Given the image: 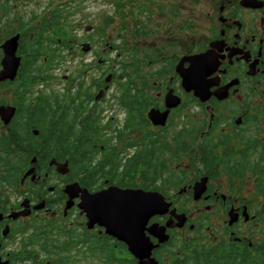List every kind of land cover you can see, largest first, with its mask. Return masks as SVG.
Wrapping results in <instances>:
<instances>
[{"label":"flooded vegetation","instance_id":"af4514ba","mask_svg":"<svg viewBox=\"0 0 264 264\" xmlns=\"http://www.w3.org/2000/svg\"><path fill=\"white\" fill-rule=\"evenodd\" d=\"M37 1L0 0V72L4 46L13 38L19 58L15 79L0 82V95L4 85L21 83L26 62L24 73L36 81L49 77L46 45L52 40L45 35L52 28L42 22L51 14L47 3L31 10ZM191 1L201 7L184 5L192 13L184 28L190 50L173 46L168 58L162 55L166 41L145 56L148 68L159 69L145 74L140 116L139 107L123 105L124 93H109L111 73L108 83L93 79L76 90L67 83L61 100L54 99L53 120L64 116L77 135L68 139L62 160L52 156L40 164L33 154L11 188L0 178V264H108L109 256L137 264L105 228L87 227L86 195L111 187L157 193L170 204L173 215L154 216L147 226H173L175 216L184 215L182 227L167 228L168 241L152 251L158 264L172 260V232L182 236L180 250L189 244L214 264H264V0ZM35 42L41 68L34 69ZM192 56H200L190 75L203 83L202 91L182 87L176 70H187L185 58ZM82 125L91 130L81 132ZM76 147L80 155L74 156ZM52 159L63 165L61 173L49 165ZM11 192L21 198L12 205ZM186 231L196 236L189 239Z\"/></svg>","mask_w":264,"mask_h":264},{"label":"rangeland","instance_id":"374dc122","mask_svg":"<svg viewBox=\"0 0 264 264\" xmlns=\"http://www.w3.org/2000/svg\"><path fill=\"white\" fill-rule=\"evenodd\" d=\"M186 2L184 0H180L179 3L177 0H38L37 6L31 7V10L35 9L39 12L41 7L47 3L48 6L56 8L53 13L62 11L61 15L65 16L62 17V22L66 35L62 38L64 40L62 49L54 45L56 42H53L50 36L52 42L46 45L47 54L51 57L53 54L59 56L51 58V62H48L49 77L43 78V82L35 83L24 95L25 101L30 97H34L33 99L37 96L50 97V104L55 107L53 101L55 98L61 100L67 83H74L73 90H76L79 83L83 87H89L91 80L98 81L100 78L103 80L108 73L116 76L114 83L112 79L108 91L118 93L117 83L124 81V76L132 75L134 69H138L142 75H148L155 69H159L155 64L150 68L141 65L139 68L129 66L123 70V66L133 61L135 56L137 60L145 58L148 53L154 56L152 51L162 47L166 41L168 44L162 55H168V58L172 56L173 46L178 48L177 51H179V45L190 50V46L185 43L191 44V39L186 37L187 31L184 28H187L192 13L184 11ZM187 4L193 7L194 11L197 9V12L200 11L201 4L193 5L191 0H188ZM177 7L180 12H177ZM107 18L111 23L106 27L103 21ZM100 28L103 33L100 32ZM175 39L180 40L174 41ZM177 41L179 43L175 45ZM113 47H116V51H113ZM97 54L103 56V62L98 66L94 61L92 62ZM91 65L94 68L90 69ZM36 67L41 68V60L37 62L34 69ZM45 75L44 73L43 77ZM15 87L11 92L7 91L8 88L2 90L0 99H3L6 105H11ZM199 87L202 91L203 85ZM54 111L53 115L56 113ZM59 116L57 114L56 117ZM6 188H11V186L6 184ZM13 197L11 192L7 204L12 205L21 199L19 195L16 198ZM186 232L189 239L196 236L195 232ZM172 234L174 242L170 248L175 252L180 247L182 236H179L177 232H172ZM95 257L101 256L96 255ZM100 263V259H82L81 261V264Z\"/></svg>","mask_w":264,"mask_h":264},{"label":"trees","instance_id":"16d2710c","mask_svg":"<svg viewBox=\"0 0 264 264\" xmlns=\"http://www.w3.org/2000/svg\"><path fill=\"white\" fill-rule=\"evenodd\" d=\"M56 8H53L49 14L51 16L48 18V24L45 20L42 22L45 25H51L52 28V39L53 42L59 48H64V40L62 39L66 35L63 28L62 11H57L53 13ZM104 25L107 27L111 21L106 19ZM105 27V28H106ZM103 33L102 28L99 29ZM44 34H39V38H44ZM46 37H50L47 33ZM52 42V41H51ZM36 42L32 44L35 46L33 48L34 60L33 64L41 56V49L36 46ZM113 51H116V47H113ZM59 55H54L53 58H57ZM100 58V56L98 57ZM103 62V61H102ZM141 65H145V58H139L135 56L133 61H129L128 65L123 66L125 70L129 66H134V68H139ZM28 66V62L22 65V80L19 84H6L5 88L7 91L11 92L12 88L15 87L13 91V100L11 105L16 107L15 115L12 122L4 127L0 122V178L3 179L7 185H15L19 174L27 166L28 160L33 154H37L39 157L38 162L40 164L45 163L50 157H56L58 160H62L64 157V152L66 151L68 145V139L70 140L73 136L77 135V132L71 127L70 124L65 122L64 116L60 115L58 118L53 120V106L50 104V97L37 96L30 97L25 101L24 95L28 93L31 87L38 83L36 81L37 76H31L24 73ZM98 66V65H96ZM116 76L113 75V83ZM137 87L139 89H137ZM117 88L119 93H124L122 98V103L125 107H139L138 115L140 116L142 110L145 109V105L142 104L145 95V75L139 73L138 69H134L132 75L124 76V81L117 83ZM31 101V103H30ZM5 104L3 99H0V105ZM6 105V104H5ZM56 112V110L54 111ZM138 125L142 126L144 120L139 117L136 122ZM38 128V129H36ZM84 129L81 132H87L91 130L90 126L82 125ZM33 130L39 131L38 135L32 133ZM69 143V142H68ZM80 149L75 148L74 156L80 155ZM18 155H20V160H18ZM81 157V156H80ZM136 166V163H135ZM4 173V174H3ZM180 240V247H181ZM173 246V245H172ZM180 247L176 250L180 254H177L172 249V260L162 264H214L215 260H207L209 256L203 252L191 251L190 245L186 244L183 247L184 250H180ZM226 251L229 250L228 246H224ZM233 259V260H232ZM108 264H125L123 259H113L111 256L108 258ZM234 258H229V262H233Z\"/></svg>","mask_w":264,"mask_h":264},{"label":"water","instance_id":"95a60500","mask_svg":"<svg viewBox=\"0 0 264 264\" xmlns=\"http://www.w3.org/2000/svg\"><path fill=\"white\" fill-rule=\"evenodd\" d=\"M14 42H16L15 38L4 46L5 53L2 62L4 68L0 72V82L13 81L16 77L19 58L15 57L16 43ZM199 58L200 56L187 57L185 59L190 62V67L183 72L178 69L179 66L176 69L182 77V87L186 90H191V88H194V90H196L195 88L200 89L199 85H203L202 82H196L190 75L193 72L190 71L191 66L199 62ZM109 80L110 76L105 81L109 82ZM15 111L14 106H0V121L3 126L10 123ZM33 134L37 135V131H33ZM49 165H56V171L58 173L62 172L60 168L63 165L56 163L54 159L49 162ZM30 174L31 171L29 170L25 173V176ZM169 207L170 204L166 203L163 197L157 193L111 187L102 192L86 195L83 208L86 212L87 227L90 228L94 224H98L105 228L107 234L127 246L137 264H158L151 256L152 251L158 248L160 244L168 241L169 236L166 234V229L182 227L185 217L184 215L175 216L177 223L173 226L168 222L164 226H158L159 224L147 225L154 216L173 215L174 212H169ZM151 235L157 239L155 244L150 240Z\"/></svg>","mask_w":264,"mask_h":264},{"label":"bare ground","instance_id":"6f19581e","mask_svg":"<svg viewBox=\"0 0 264 264\" xmlns=\"http://www.w3.org/2000/svg\"><path fill=\"white\" fill-rule=\"evenodd\" d=\"M191 82V81H190Z\"/></svg>","mask_w":264,"mask_h":264}]
</instances>
